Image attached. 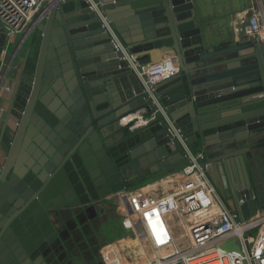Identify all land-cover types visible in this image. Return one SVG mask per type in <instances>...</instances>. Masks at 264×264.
I'll list each match as a JSON object with an SVG mask.
<instances>
[{"label": "water", "instance_id": "95a60500", "mask_svg": "<svg viewBox=\"0 0 264 264\" xmlns=\"http://www.w3.org/2000/svg\"><path fill=\"white\" fill-rule=\"evenodd\" d=\"M93 2L136 62L162 50L178 72L155 87L154 103L86 0H45L22 42L0 24V145L11 138L0 167V264H47L81 208L173 174L185 157L164 115L203 154L240 222L264 213V43L209 46L191 0Z\"/></svg>", "mask_w": 264, "mask_h": 264}, {"label": "built area", "instance_id": "2783aa9c", "mask_svg": "<svg viewBox=\"0 0 264 264\" xmlns=\"http://www.w3.org/2000/svg\"><path fill=\"white\" fill-rule=\"evenodd\" d=\"M86 2L92 5L101 19L115 50L121 54L120 60L128 63L139 80L143 93L157 103L154 89L159 83L177 74L176 62L167 59L157 64H139L135 56L127 53L99 10V3L93 0ZM44 3L45 0H0V24L3 33L8 38L22 33L25 39L38 24ZM263 30L264 9L261 6L258 9L254 5L242 23L233 27L232 31L236 37L242 35L264 43ZM0 112H4L2 107ZM164 117L169 125L171 137L179 143L184 152L185 161L180 175L185 181L191 182L185 185L187 190L184 195L172 201V197L162 194L158 199L153 198L152 193L133 196L132 192L135 190L130 187L119 191L128 196L135 218L139 221L138 235H141V246L148 257L147 264H264V213H257L240 222L238 215L224 203L210 181L207 175L208 164L204 162L203 154L197 151L192 153L181 131L165 115ZM198 187L211 204L207 207L209 210L206 214H201L198 219L188 224L183 221L185 214L177 218L176 213L181 214L178 212L179 204H189V200L194 199V190H199ZM254 230L256 233L251 236L250 232ZM233 237L237 239L238 250L221 248L222 243ZM104 260L107 264L105 258ZM115 261L119 264L130 263L131 258L118 253Z\"/></svg>", "mask_w": 264, "mask_h": 264}, {"label": "crops", "instance_id": "0c3cea01", "mask_svg": "<svg viewBox=\"0 0 264 264\" xmlns=\"http://www.w3.org/2000/svg\"><path fill=\"white\" fill-rule=\"evenodd\" d=\"M193 3V7L195 10V23L198 24V28L200 29L201 35L206 39L208 42L209 46H216V47H225L230 43H240V41L245 37L240 35L239 37H236L233 34V27L238 26L242 23L243 19L248 15V12L250 11V8L252 6H260L264 9V0H191ZM264 34V33H263ZM24 39V36L22 33H17L11 37L8 38L9 42H22ZM250 39V38H248ZM28 40L29 38L26 39L22 47L19 49L18 55L17 56H23L26 48L28 46ZM152 57H154L152 63L149 64H157L161 61L167 60V59H173L175 62V58L173 57L172 53H164L162 50L160 51H154L152 53ZM18 66H20L21 62H16ZM8 89L9 91H7ZM11 93V86L9 84H4L2 88V96L8 98ZM0 107L4 109V112H0V118H3L5 115V112L7 110V107L5 104L1 103ZM139 126V125H137ZM2 124L0 122V131H1ZM11 127H14L13 121L11 122ZM11 138L10 135L4 136L3 141L0 145V167L2 166L5 157L7 156L8 149H9V144H10ZM184 162L176 169L175 173L172 175H169L167 177H164L162 180H166L169 178H173L174 176L178 175L180 173V170L182 169ZM179 172V173H178ZM177 173V174H176ZM175 174V175H174ZM207 175L212 182V184L216 181L214 177V171H212L209 167L207 170ZM162 177H152L148 180L150 181H159ZM230 179L232 182V186L238 183V181L234 180V177L232 175V172H230ZM172 182L174 181H168V182H163L162 184L155 185V187H152L153 189H158L160 190L163 186H169L171 185L170 188H166L160 194L162 195H168V197H174L175 195H180L181 197L185 193L184 187H181L178 185V187ZM140 183V182H139ZM154 183V182H153ZM152 184V183H151ZM239 184V183H238ZM150 188L143 190L141 194H147L152 191ZM157 190V191H158ZM217 191V190H216ZM154 191L153 193H155ZM218 193V192H217ZM140 194V195H141ZM196 199H198L196 197ZM183 205V204H182ZM184 207H182L185 211L189 210L191 211L190 216H189V211L187 212L188 215H186V220L189 223L193 222L199 214L202 212L198 213L193 209L192 206H194L193 203L187 204L184 202ZM204 206V205H203ZM180 211V210H179ZM178 211V212H179ZM194 211V213H192ZM178 214V213H176ZM190 217V218H189ZM183 229V228H180ZM134 243L130 239H127L123 241V244H129L130 248H123L124 251L127 252V257L132 255L130 263L125 262V263H120V264H134L136 263L135 259H139L140 255L142 254V249L143 246H141V240L140 238L137 237V239H134ZM120 243V242H119ZM72 248V247H71ZM114 251H111L110 253L112 255L114 254ZM118 251V250H117ZM116 251V252H117ZM138 252V253H137ZM105 250H103V256L107 261V254L105 253ZM110 254V255H111ZM116 257V256H114ZM111 259V258H110ZM115 259V258H114ZM115 261V260H114ZM135 261V262H134ZM116 264H119L117 261H115Z\"/></svg>", "mask_w": 264, "mask_h": 264}, {"label": "rangeland", "instance_id": "374dc122", "mask_svg": "<svg viewBox=\"0 0 264 264\" xmlns=\"http://www.w3.org/2000/svg\"><path fill=\"white\" fill-rule=\"evenodd\" d=\"M191 150L192 153H196L194 147H191ZM153 182L156 183V181L144 180L130 188L137 190L152 185L151 183ZM159 192L152 193L153 195L151 196L158 199L161 197L159 196L161 195ZM132 195L135 196L136 193L133 191ZM172 198V201H176L180 198V195H175ZM92 206L93 208L91 207V209L87 210L89 213L87 220L90 221V236L87 237V240L82 241L85 248L77 250L75 257L72 258L74 259L73 262L75 264H106L102 256L103 250H105V253L107 254V264H116L114 256L121 253L122 256L127 257V252L124 251L123 248H130V245L123 244V241L130 239L132 243H134V239L141 237V235H138V228L140 227L138 225L139 221L135 218L130 199L127 195L123 194V192H117L107 195L105 198L101 199L100 202H97ZM180 206L184 207L185 205L184 203L179 204V212H181V214H176V216L178 218L185 214L183 221H187L186 215L189 213L190 216L191 211L189 208V212L185 211ZM192 213H194V211H192ZM255 233V230L250 232L251 236ZM221 248L225 250H238L239 245L237 239L234 237L230 238L221 244ZM114 249L118 251H114L115 255H112L110 252ZM128 257L132 258V255ZM134 260H136V263L134 264H137V259H135V257Z\"/></svg>", "mask_w": 264, "mask_h": 264}, {"label": "flooded vegetation", "instance_id": "af4514ba", "mask_svg": "<svg viewBox=\"0 0 264 264\" xmlns=\"http://www.w3.org/2000/svg\"><path fill=\"white\" fill-rule=\"evenodd\" d=\"M152 177H154V175H150L144 179H138L137 181L126 186L133 187L139 182L148 180ZM100 201L101 200H99L98 202ZM95 203H92L91 205L81 208L77 214L78 217L76 215L77 218H74L75 216L73 214V219L76 222L75 223L70 222L69 228L64 229V231H66V235L63 241L55 245L53 250H51L48 254H45V260L47 261V264H75L73 262L74 259L72 258L75 257V254L78 249L85 248L82 241L87 240L88 239L87 237H89L91 233L90 221L87 220V218L89 217V213L87 212V210L91 209V207L93 208L92 205H94ZM17 251L19 257L22 259L24 256V251H21L20 249H18ZM23 263H25V260L23 261Z\"/></svg>", "mask_w": 264, "mask_h": 264}, {"label": "bare ground", "instance_id": "6f19581e", "mask_svg": "<svg viewBox=\"0 0 264 264\" xmlns=\"http://www.w3.org/2000/svg\"><path fill=\"white\" fill-rule=\"evenodd\" d=\"M257 7V6H256ZM258 9H260L259 8V6L257 7ZM262 34H263V31H262ZM142 114V112L141 113H139V114H137L136 115V117L138 118V120H139V122H140V118H141V115ZM128 119H134V117L133 116H131V117H129ZM143 122V123H142ZM141 123H139V125H142V124H145V121H142ZM175 173V172H174ZM181 173H179L178 175H176V176H174L173 178H169V179H166V180H160V181H158L157 180V182L155 183H152V185H148V186H146V187H144V188H141V189H139V190H135L134 191V193H136V195H140L141 194V192L143 191V190H146V189H148V188H150L151 190H152V187H155V185H158V184H162L163 182H170V181H174V182H172V184L174 183L175 185H179V186H181V187H184L185 188V185L187 184V183H191V182H188V181H185L184 179H182V176L180 175ZM172 175V174H171ZM169 176V175H168ZM165 177H167V176H165ZM182 179V181H180ZM170 184H169V186H163L160 190H158V189H153L152 191H150V193H153L154 191H156L155 193H157V192H162L163 190H165L166 188H170ZM199 188V187H198ZM158 190V191H157ZM195 192H194V199H190L189 200V203H193L194 202V206H192L193 207V209L197 212V214L198 213H200V212H202L201 214H206V211L207 210H209L207 207L209 206V204H211V202H210V200L207 198V196H205V194L202 192V190H201V188H199V190H194ZM159 192V193H160ZM142 195V194H141ZM181 197V196H180ZM196 197L198 198V199H196ZM204 205V206H203ZM201 214H199V216H201ZM199 216L196 218V219H198L199 218ZM195 219V220H196ZM194 221V220H193ZM147 260H148V257H147V254H146V252L144 251V249H142V254L140 255V258L139 259H137V264H147Z\"/></svg>", "mask_w": 264, "mask_h": 264}, {"label": "clouds", "instance_id": "9594fccd", "mask_svg": "<svg viewBox=\"0 0 264 264\" xmlns=\"http://www.w3.org/2000/svg\"><path fill=\"white\" fill-rule=\"evenodd\" d=\"M191 149V148H190ZM164 177H162L161 179H163ZM215 187V186H214ZM216 189V188H215Z\"/></svg>", "mask_w": 264, "mask_h": 264}, {"label": "trees", "instance_id": "16d2710c", "mask_svg": "<svg viewBox=\"0 0 264 264\" xmlns=\"http://www.w3.org/2000/svg\"><path fill=\"white\" fill-rule=\"evenodd\" d=\"M123 236V235H122ZM122 236H120V237H122Z\"/></svg>", "mask_w": 264, "mask_h": 264}]
</instances>
